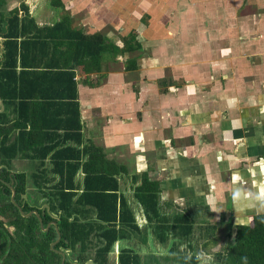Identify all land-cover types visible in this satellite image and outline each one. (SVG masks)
<instances>
[{
    "label": "crops",
    "instance_id": "crops-1",
    "mask_svg": "<svg viewBox=\"0 0 264 264\" xmlns=\"http://www.w3.org/2000/svg\"><path fill=\"white\" fill-rule=\"evenodd\" d=\"M177 1L181 5H174ZM246 1L144 0L141 10L137 6V14L140 20L141 15H150L149 25L140 28L150 40L140 42V50L120 53L122 40L112 41L118 28L114 26L112 32L110 27L118 9L111 7L110 0H61L63 6L52 0H0L4 18L25 3L36 26L48 33L51 45L61 35L47 29L68 17L72 30L87 35L102 33L118 47L103 53L99 69L85 71L88 65L70 62L78 87L83 139L79 144L69 140L64 146L83 149L93 144L104 150L108 160L127 168V173L118 177L120 193L140 226L148 224L144 208L135 198L143 173L160 185L161 214L170 206L179 207L196 226L199 220L207 223L215 219L219 206L222 211L228 209L229 220H234L239 205L253 210L260 205V196L264 198V2ZM119 3L121 7L124 4ZM164 3L168 10L159 11ZM247 3L259 10L241 11L240 6ZM164 20L167 29L162 26ZM133 33H139L138 27ZM4 40L0 36V68ZM44 54L36 61L40 68L45 63L54 67L66 64L60 56ZM127 54L134 55L133 63L127 62ZM17 71H22L20 63ZM39 75L18 83L19 88L23 83L29 89H25V94L31 95L26 101L29 106L17 109L0 97V115L5 120L0 119V126L5 122L12 125L19 115L26 118L20 120L28 130L32 126L29 120L39 130L48 129L45 122L56 124L61 111L59 81H54L58 78ZM212 147L214 167L210 169L212 160L207 154ZM12 167L26 173L28 180L39 173L38 161L27 158L14 159ZM48 176L59 179L51 172ZM84 178L80 170L76 180L82 186ZM195 181L200 184L192 186ZM32 188L38 191L29 181L26 200L47 210L46 198L38 192V199L30 193ZM125 241L115 244L110 253L112 263L118 264Z\"/></svg>",
    "mask_w": 264,
    "mask_h": 264
},
{
    "label": "trees",
    "instance_id": "trees-1",
    "mask_svg": "<svg viewBox=\"0 0 264 264\" xmlns=\"http://www.w3.org/2000/svg\"><path fill=\"white\" fill-rule=\"evenodd\" d=\"M52 3L63 6L61 0H52ZM4 17L0 14V36L5 39L0 97L17 109L29 106L26 101L31 95L25 94L27 85L22 83L19 88L18 83L25 78H39L41 73L48 78L60 79L53 80L59 81L61 111L54 120L55 125L45 122L43 126L47 130L37 129L31 120L32 126L28 130L27 124L20 120L23 115L17 116L12 125L6 126L5 122L4 127L0 126V264H62L63 254L64 264H88L89 261L93 264H115L110 260L115 244L128 240L132 233L142 231L127 198L120 193L118 177L126 174L127 168L108 160L104 150L93 144L83 149L64 144L69 140L79 144L83 139L78 87L70 62L88 65H84L85 71L92 67L99 69L103 53L118 47L102 33L87 35L81 30H72L68 17L47 29L51 34L61 35L51 45L46 39L48 33L36 26L23 2L8 18ZM135 41L134 33L129 39L126 37L120 53L140 50V43ZM42 52L53 58L60 56L66 64L54 67L55 64L45 63L40 68L41 64L36 61ZM19 63L22 67L20 73L17 71ZM2 117L0 115L4 122ZM53 126L54 130H51ZM13 135L14 141L10 143ZM47 142L50 144L45 145ZM19 157L38 161L40 174L33 175L32 184L46 198L49 210L32 206L23 198L25 194L29 197V180L26 173L15 172L12 167V161ZM80 170L85 174L83 186L76 180ZM50 172L59 179L50 178ZM141 178L135 198L144 208L149 224L155 223L160 231L157 235L160 243L166 242L169 232L175 238L192 236L196 222L189 214H176L172 218L162 216L159 183L151 181L147 173H143ZM11 185L16 191L15 202L11 199ZM17 204L25 215L37 210L44 228H41L35 214L22 215ZM229 226V242L217 254L219 264H264V213L255 215L250 225L235 224L231 219ZM59 233L61 239L52 247ZM198 263L196 256L182 260V264ZM118 264L142 262L134 250L122 248Z\"/></svg>",
    "mask_w": 264,
    "mask_h": 264
},
{
    "label": "rangeland",
    "instance_id": "rangeland-1",
    "mask_svg": "<svg viewBox=\"0 0 264 264\" xmlns=\"http://www.w3.org/2000/svg\"><path fill=\"white\" fill-rule=\"evenodd\" d=\"M110 2H111L110 4L111 7H116L118 9L115 17L111 18L110 21V27L112 29V32H114L113 31L114 26L118 28V32H119L115 34V36L114 34H112V41L117 42L120 38L122 40L121 44L124 45V39L126 37L129 39L133 34V32L136 31V28L138 27L139 33L138 34L134 33L136 35L135 42H139V43L141 42L144 44L148 42L150 40L149 37L150 35L149 36L147 35V38L144 37V35L140 33L142 32L140 28L145 29L144 27L149 25V21L151 19L150 15L143 14L141 15L142 18L140 20L139 18L140 15L137 14V12H139L137 11L138 8L139 10H141L144 7V3H145L144 0H110ZM119 2H124L122 7ZM174 5L176 6L181 5V3L177 1L174 3ZM245 5H246L245 7L244 4L240 6L241 11L243 12L252 13V11L259 10L257 6L254 4L247 3ZM167 7L168 4L166 3L161 4L159 5V9H160L159 11L163 9L168 10ZM132 9H136V10L132 11ZM151 22H153V20ZM166 22L167 20H164L162 25L165 29H167L164 26L166 25L165 24ZM106 24L107 23H105V25ZM151 25L152 24H150V26ZM172 36L176 38L175 33H173ZM145 54L147 55L148 51L145 50ZM125 57L127 62H129L131 58L134 57V55L131 56L127 54ZM210 149L212 150H209V153L207 154L208 160L209 159L212 160L209 163V168L214 167L213 156H211L213 155L214 148L212 147ZM198 180L200 181L201 179ZM29 181H30V185L32 186L33 185L32 180ZM199 181H195L194 185L192 184V186H196L197 184H200ZM30 193L36 195L38 199L40 198V196L38 195V191L35 190L34 188L30 190ZM191 198H193V196H191ZM262 199L263 202H261ZM224 200L227 202L229 200V196L227 195ZM259 200H260L259 203L260 205L253 210H247L245 209L244 206L239 205L238 210L237 211L234 210L233 212L235 214L234 215L235 224L250 225L252 223L253 217L256 214L264 213V205H261V203H264L263 196H260ZM35 202L37 201L35 200ZM221 208L222 206H219V209H217V213H219V215L217 214V217L215 219H212L207 223L203 222L202 220H199L197 222V226L194 234L189 238L186 239L180 237L175 238L172 232L171 233L169 232L166 242L162 244L160 243L159 238L157 236L160 233V231H158L157 228L155 227V223H153L152 225L148 223L145 226L144 225L142 226L141 232L132 233L131 234L132 237L126 240L122 245L124 246V248H129L137 252L141 257L142 264H182V260H188L192 256L197 257V259L199 260L198 264H219L217 260V254L222 252L226 248L229 242L228 231L230 227L229 225L231 223V219L229 220L230 211L228 209L222 211ZM182 211L183 210L179 207L170 206L169 210L168 209L163 210V214L165 215L162 214L161 215L162 216L168 215L170 218H172L176 214H183L184 212ZM195 214H196L195 216H197V213ZM114 255L117 256V253L114 252Z\"/></svg>",
    "mask_w": 264,
    "mask_h": 264
},
{
    "label": "water",
    "instance_id": "water-1",
    "mask_svg": "<svg viewBox=\"0 0 264 264\" xmlns=\"http://www.w3.org/2000/svg\"><path fill=\"white\" fill-rule=\"evenodd\" d=\"M10 187L12 188V192H13V194H12V198H11V199H12L13 202H15L16 191H15V188H14L12 185H11ZM23 198L26 199V198H27V195H26V194L23 195ZM17 206H18V208H19L21 214H22V215H25V213H24L23 210H22V207L19 206L18 204H17ZM45 209L49 210L48 206H46ZM43 210H44V209H43ZM32 214H35V215L39 218L41 228H44L43 221H42L41 216H40V213H39L38 211H36V210L31 211L29 214H27V215H25V216H31ZM50 225H51V224H49L47 228H49ZM46 230H47V229H46ZM60 239H61V235H60V233H59V234H58V240H57L55 243L52 244V247H53L55 244H57V243L60 241ZM62 254H63V253H62ZM64 262H65V256H64V254H63V262H62V264H64ZM90 263H91V262H89V264H90ZM91 264H92V263H91Z\"/></svg>",
    "mask_w": 264,
    "mask_h": 264
},
{
    "label": "flooded vegetation",
    "instance_id": "flooded-vegetation-1",
    "mask_svg": "<svg viewBox=\"0 0 264 264\" xmlns=\"http://www.w3.org/2000/svg\"><path fill=\"white\" fill-rule=\"evenodd\" d=\"M138 223V222H137ZM149 223V222H148ZM139 224V223H138ZM139 226H140V224H139ZM142 226H140V228H141ZM137 253V252H136Z\"/></svg>",
    "mask_w": 264,
    "mask_h": 264
}]
</instances>
